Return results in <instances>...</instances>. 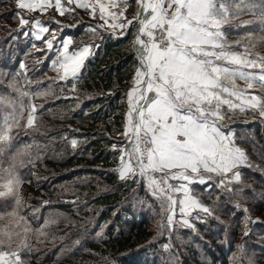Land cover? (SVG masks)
Returning a JSON list of instances; mask_svg holds the SVG:
<instances>
[{
    "label": "trees",
    "instance_id": "1",
    "mask_svg": "<svg viewBox=\"0 0 264 264\" xmlns=\"http://www.w3.org/2000/svg\"><path fill=\"white\" fill-rule=\"evenodd\" d=\"M133 1L130 0L129 17L135 8ZM0 6L12 9L0 20L15 21L7 29L2 24L7 33L0 44L8 47L0 51V69L5 71L0 72L2 79L10 82L15 77L27 96L37 103L46 93L44 102L37 104L42 107L36 109L28 138L22 140L10 133L6 145L0 142V166L8 168L15 163L24 183L32 178L24 186L40 210L35 217L21 210L32 225L21 232L28 239V247L21 249L24 264L264 263L255 259L264 257V201L258 194L259 189H264V121L257 113L235 112L234 119L230 118V127L236 131L237 142L246 150L251 165L243 168L245 182L253 181L254 188H241V179L233 184L237 194L225 195L215 187L209 191L193 185L201 201L209 207L216 205L215 213L221 219L229 217L233 226L220 221V217H209L207 222L197 224L196 231L177 226L161 236L163 226L153 228L164 216L161 201L151 195L143 178L120 179V153L112 149L113 143L120 147L119 142L124 140L121 133L125 112L118 110L124 108L121 97L127 95L139 66L130 49V33L122 36L106 28L93 33L91 26L98 25L96 22L83 19L75 24L82 13L68 12V18L60 21L65 26L76 25L66 27L63 33L73 37L71 48L88 44L93 45V52L75 78L61 80L60 73L50 64L55 57L35 37L33 27L24 29L29 32L27 36L16 31L20 24L15 16V0H0ZM258 16V12L245 11L223 25L227 42H239L233 48L247 46L252 53L264 56L258 51L264 47V24L259 23ZM248 20L253 23L242 24ZM237 24L242 26L237 28ZM49 25L50 29L57 27L53 22ZM20 61L27 66L26 74H20ZM21 101L14 90L0 82V124L9 113L19 110L17 122ZM252 114L256 117L251 118ZM101 121L105 126L96 125ZM73 138L77 140L75 147L70 143ZM34 172L47 178L36 181ZM246 200L252 207L244 206ZM16 205L12 196L1 198L0 214L12 212ZM238 245H242V250H238Z\"/></svg>",
    "mask_w": 264,
    "mask_h": 264
},
{
    "label": "snow or ice",
    "instance_id": "2",
    "mask_svg": "<svg viewBox=\"0 0 264 264\" xmlns=\"http://www.w3.org/2000/svg\"><path fill=\"white\" fill-rule=\"evenodd\" d=\"M15 3L20 24L16 31L27 36L25 28L39 25L36 38L55 57L50 64L62 73L61 80L77 76L93 45L70 49L73 37L63 33L66 27L76 25L65 26L53 20L57 27L50 29L38 17H28L27 12H43L52 6L63 15L72 11L71 5L75 4L103 21L91 26L93 33L107 25L113 31L120 29V34L126 36L132 27L136 28L133 47L139 66L127 92L121 133L124 140L119 142L120 147L113 143L112 149L120 153V179L143 178L151 195L161 201L167 226L194 228L192 220L202 219L200 213L212 214V209L193 195L190 185H201L209 191L215 187L225 195L237 194L232 185L241 182L239 169L251 165L246 152L234 144L229 133L222 131V109L248 108L264 116V93L255 95L250 91L256 85L264 89V56L250 53L247 46L243 52L233 51L232 47L239 42L230 45L222 29L245 11L258 12V21L264 24V0H135L130 19L126 15L130 0H68V7L62 0ZM19 69L21 75L27 73L23 61ZM238 79L245 81V87L236 84ZM10 87L20 97L27 95L20 90L15 77ZM23 107L21 104L20 108ZM38 107L42 106L31 105L32 113ZM16 111L5 116L0 124V142L5 145L10 140ZM34 121L35 116L30 114L26 127ZM70 143L75 147L77 140L73 138ZM12 159L15 161L16 157ZM22 182L15 163L0 169V188L6 190L0 191V197L11 195L18 200L17 189ZM3 236L9 239H0V264H24L21 249L28 244L21 241L13 246L11 234L4 232ZM237 248L242 250V245Z\"/></svg>",
    "mask_w": 264,
    "mask_h": 264
},
{
    "label": "rangeland",
    "instance_id": "3",
    "mask_svg": "<svg viewBox=\"0 0 264 264\" xmlns=\"http://www.w3.org/2000/svg\"><path fill=\"white\" fill-rule=\"evenodd\" d=\"M53 2H54V0H53ZM62 4L65 7H68V0H62ZM132 5L135 7V0L132 2ZM16 7H17V5H16ZM71 8L73 9L72 11H70L71 13H73L74 11H78V12H81L82 13L81 18H76V20H74L75 21L74 22L75 24L76 23H79L83 19H88V20L94 21L98 25L101 24V23H103V21H101L98 18L97 19H94L89 14L88 11L77 7L75 4L71 5ZM129 9H130V7L128 8V10L126 12V15L127 16H128ZM11 11H12V9L10 7L9 8H2L0 6V17H3V16L6 17L7 16V12H11ZM21 12H22V14H25L24 11H21ZM67 13L68 12H65L63 15H59L58 12H57V10L54 7L49 6L47 8V10L46 11H43V12H41L40 10H36V11H33V12H27V16L28 17H38V18H39V16H41L44 20H46V21L49 20V23L48 24H52L53 20L60 21L61 18L62 19L68 18V14ZM128 18L130 19L131 17L128 16ZM2 24H5L6 29H7V26L8 25H13V24L15 25V21L14 20L11 21L8 18H5V19L0 20V41H1V39L2 40L4 39V36L7 33L6 32L7 30H4L3 29L4 27H3ZM105 28L107 29V31H111L114 34H120V32H121L120 29H116V30L113 31L107 25L105 26ZM133 29H135V27H132L131 30L129 31L130 35H131ZM57 34L60 35L59 32ZM0 45H1L0 46V51L2 50V48H4V50H7L8 47H6V46L3 47L2 44H0ZM238 49H240L241 52L245 51L244 46L243 47L240 46L239 48H233L232 47V50L233 51L240 52ZM248 51L250 53H252L251 50L248 49ZM258 51L259 52H264V47H260V49ZM1 62L2 61H0V63ZM137 62H138V60H137ZM138 64H139V62H138ZM0 72L2 74L5 73V71H3L1 69H0ZM59 73H60V75L62 74L61 72H59ZM50 74H53V73H50ZM12 81L13 80H11L10 82L9 81L6 82L5 80L2 79V75H0V82L3 83V84L5 83L7 87L11 88L12 90H14L19 95V93L13 87H10V84L12 83ZM236 84L238 86H240V87H245V81L243 83H240V82L236 81ZM19 87H20V90L22 92H25L26 93L25 89H22L21 86H19ZM250 91H254V94L255 95H261L262 93H264V89H260V86L259 85H256L255 86V90H250ZM42 95H43V97H42L43 100H39L38 101V103H40V104H42L44 102V99L46 98V93H43ZM125 97L127 98V95ZM20 98L22 100L21 102H22V104H23L24 107L21 109V112L19 113L17 122L12 127L11 134L14 133V134H16L17 137H20L23 140L24 138H28V136L30 135V132L33 131V127H32L33 125L31 127H26V125H27V118H28V116L30 114H32V115L35 116V113H32V111H31V105H37L38 103H37V100L35 98H31L30 99L27 95L26 96H23V97H20ZM26 109H28V111H26ZM249 110H252V113H253V111L255 113H257L258 114L257 117H259L261 120L264 121V116H261L259 114V111L258 110H253V109H248V108L244 109L243 111L238 110V109L237 110H231V109H228L227 106H224L223 109H222V112H223V114L225 116V119L222 121V131H225V132L229 133L232 141L234 142V144L237 147L241 148V149H243V148L237 142V133H236V131L233 128L230 127L231 126L230 125V118H233L234 119L235 116H233V115H234L235 112H248ZM252 115H253V117H251V118L256 117L254 114H252ZM243 150L246 152L245 149H243ZM248 167L249 166H241L240 169H239V171L241 173V179L244 181V182L242 181V185H241V188H243V189L246 188V187H248V186L249 187H253V188L255 186L254 185V182L251 181V180L249 181V179H247L246 182H245V176H244V174L242 172H244L243 168H248ZM0 169H4V167L0 166ZM32 174H33L32 176H33L34 180H36V181H44L47 178L45 175L40 174L39 172L38 173H35L34 172ZM27 182L30 184L32 182V178H31V181L30 180H27ZM27 182H25V183L22 182V184L17 189L18 200L17 199H14L15 200V204H17L15 206V209L12 212H6V213H1L0 214V222H1L0 223V239H4L7 242V240L9 238L3 236V233L4 232L10 233L11 234V242H12L13 246L19 244L21 241L28 240V239L24 238V235L22 236V233L21 232L24 229H28L29 230V229L32 228V225L28 222L27 217L21 215V210H22V212L26 210V212H28V214L31 215V216H33V217H35L37 214L40 213L39 207L35 206V203H32L31 202V196L32 195L30 194L29 188L24 186V184H27ZM169 183H171V181H169ZM212 183L213 184L216 183L215 179L212 181ZM190 187L192 188L193 195H195L197 197V199H199L201 201V199L198 197L197 193L193 189V185H190ZM232 187H233V185H232ZM217 190L221 194L223 193L222 190H220V189H217ZM0 191H6V190L3 189V188H0ZM258 194H259V197L264 201V189H259ZM7 196H11V195H7ZM7 196L0 197V199L1 198H5ZM245 202H244L245 203L244 204L245 207L248 206V205L250 207H252V205H250L251 204L250 201L246 200ZM245 207H243V208H245ZM210 208L212 209V214L211 215H205L203 213H200V216L202 217V219H193L192 220V224L195 225L194 228L188 227V226H183V227H187V228H190V229L196 231V230H198L197 224L202 223V222H204V223L207 222V220H208L209 217L210 218H215V219L218 218V217H220V221L223 220V222L228 223L231 226H233L232 221H231V219L229 217H225L224 216L221 219V216L219 214L215 213L216 211H218L216 205H213ZM263 208H264V206H263ZM262 212H264V209H263ZM163 215L164 216H163L162 219H164V220H162V219L160 221L158 220V222L157 223H154V225H153V228H155L157 230V229H159V224L161 226V224L163 223L164 226H163V228L161 229V231L159 233L161 236H165L166 235V233H165L166 231H170L171 232L175 228H177V226H172L171 228L169 226H167V224H166V214L164 213ZM253 215L256 216V213H253ZM259 216H261V215H259ZM176 219H179V216L178 215H177ZM254 254H256V252H254ZM259 258H260V260H262L264 262V257H260L259 256L258 258H255V259H259ZM262 264H264V263H262Z\"/></svg>",
    "mask_w": 264,
    "mask_h": 264
},
{
    "label": "built area",
    "instance_id": "4",
    "mask_svg": "<svg viewBox=\"0 0 264 264\" xmlns=\"http://www.w3.org/2000/svg\"><path fill=\"white\" fill-rule=\"evenodd\" d=\"M136 32V28L132 30V33H131V40H130V49H132L134 52H135V58L136 60H138V57L136 55V50L134 49L133 47V38H134V33ZM139 62V61H138ZM121 103L124 105V108L123 110L119 109L118 111H124V112H127V98L125 96H122L121 97ZM96 125H100V126H105V123L103 121L99 122L98 124Z\"/></svg>",
    "mask_w": 264,
    "mask_h": 264
},
{
    "label": "crops",
    "instance_id": "5",
    "mask_svg": "<svg viewBox=\"0 0 264 264\" xmlns=\"http://www.w3.org/2000/svg\"><path fill=\"white\" fill-rule=\"evenodd\" d=\"M40 18H41V19H40ZM39 19L41 20V23H42L43 25H45V26H47V27L50 28V25L48 24V22H46V20H44L41 16H39ZM38 27H39V25H34V26H33V32H34L35 37H36V31H37ZM70 49H71V46H70ZM92 52H93V49L91 48V54H92ZM79 72H80V71H79ZM79 72H78V73H79ZM78 73H77V74H78ZM118 174H119V171H118Z\"/></svg>",
    "mask_w": 264,
    "mask_h": 264
}]
</instances>
